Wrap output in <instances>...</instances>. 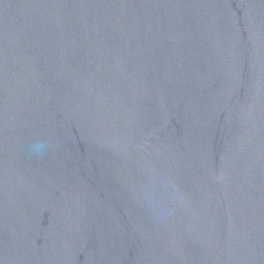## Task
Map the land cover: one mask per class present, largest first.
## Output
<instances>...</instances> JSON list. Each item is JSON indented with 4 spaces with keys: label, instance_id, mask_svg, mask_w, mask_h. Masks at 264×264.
Returning <instances> with one entry per match:
<instances>
[{
    "label": "water",
    "instance_id": "obj_1",
    "mask_svg": "<svg viewBox=\"0 0 264 264\" xmlns=\"http://www.w3.org/2000/svg\"><path fill=\"white\" fill-rule=\"evenodd\" d=\"M0 264H264V0H0Z\"/></svg>",
    "mask_w": 264,
    "mask_h": 264
},
{
    "label": "clouds",
    "instance_id": "obj_2",
    "mask_svg": "<svg viewBox=\"0 0 264 264\" xmlns=\"http://www.w3.org/2000/svg\"><path fill=\"white\" fill-rule=\"evenodd\" d=\"M46 150V145L43 143H35L30 147V152L33 154H43V152Z\"/></svg>",
    "mask_w": 264,
    "mask_h": 264
}]
</instances>
